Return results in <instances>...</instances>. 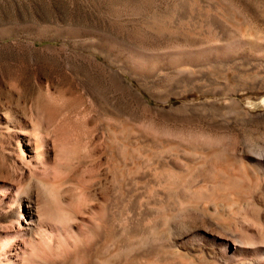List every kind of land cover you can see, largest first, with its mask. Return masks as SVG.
Masks as SVG:
<instances>
[{
  "label": "rangeland",
  "instance_id": "rangeland-1",
  "mask_svg": "<svg viewBox=\"0 0 264 264\" xmlns=\"http://www.w3.org/2000/svg\"><path fill=\"white\" fill-rule=\"evenodd\" d=\"M262 41L264 0H0V264L9 251L15 264H92L99 229L109 264H264V124L221 107L246 95H225L224 69L245 77ZM27 134L54 168L31 181L33 244L15 219L26 209H6L29 178ZM209 148L248 162L230 172L237 186L197 187Z\"/></svg>",
  "mask_w": 264,
  "mask_h": 264
},
{
  "label": "bare ground",
  "instance_id": "bare-ground-1",
  "mask_svg": "<svg viewBox=\"0 0 264 264\" xmlns=\"http://www.w3.org/2000/svg\"><path fill=\"white\" fill-rule=\"evenodd\" d=\"M247 29L248 28L244 24L235 25V30L239 34V36H243L244 34H246ZM251 33L253 34L254 32H251ZM254 34L256 36V39H261V40L263 39V35H259V34L257 35V33H254ZM208 36L212 37V35H208ZM210 39H212V38H210ZM251 50H252V53L254 54V59H252L253 61L251 63L248 62L249 64H245V65L241 64V67H240V68H242L243 71H246L249 73V74H246L245 77H236L235 75H233L231 73V71H230L231 69L229 67L224 69V73L226 76L225 79H226V81H228L230 83V86H228L224 89V90H226L225 95L233 96L238 92H244V93L246 92V95H244V98H242L241 100L228 97V101L225 103H221V107L223 108L224 113L230 119L236 120V119H253L254 118L257 120V123L264 124V43H263V41L260 44H254L251 47ZM255 59H258V61H256ZM213 89H215V88H213ZM247 94H249V95H247ZM10 121L11 120H8V118L7 119L5 118L4 126H6V128L12 122V121L11 122ZM48 136H50V135H48ZM69 137L70 136L68 134V131H62V134L60 133V138H59V141L57 144L59 152L63 151L62 147L64 145L66 146V143H68L67 141L69 140ZM21 143L25 144L26 151L28 153L26 158L23 159V165L25 166V168H28L29 178H28L27 183L24 184L23 187H21V188L19 187L16 189V192L13 195V199L10 200V202L6 206V209H14V207H16L19 210L23 209V208L26 209V212H24V213L20 211V214H15V219H16V222H18L20 220V226H21V230H22L23 234L29 236L30 240L28 241V243L31 242V244H33V243H35L34 239H37L38 236L40 235L38 232V229H39V225H40V218H41L40 215L41 214L39 212L37 203L40 200L39 196H40V194H42V192L40 193V191H39L40 189H38V188H37V190L35 189L33 191L30 188L31 187V181L37 180L41 176L54 171V168L53 167L50 168V166L47 165L46 161L42 160L41 157L43 155H41V151H40L41 148H40L39 139L27 134V135L23 136V141ZM107 144L108 143H105L104 146H107ZM54 147H55V145H54ZM109 147L110 146H108V148ZM60 148H62V149H60ZM215 151L216 150H214L213 148H209L205 151V153L207 154V156L205 157L206 159H204V157L201 156L202 160L199 161V167H201V168L203 167V169H205L203 171L207 170V173L205 174L206 179L204 181H202V183H200V185L197 187H200V189H201V187L206 186V188H207V186H209L208 184H210V185L212 184V186L215 187V189L216 188L217 189L218 188H223V189L224 188L225 189L226 188H234L232 186H234V185L237 186V183L235 184V182L231 179L230 172L232 170H234V171L235 170L237 171L238 169L240 170L239 166H241V165H242L243 170H245L246 172H249L250 167L248 165V162L241 161V160H243L242 156H241L242 159L239 157H238V159L235 158V156H236L235 153L231 154V153H226V151H224L222 154L216 155ZM209 154H210V158H207L209 156ZM255 161H256V164L262 170H264V159H263V157H259ZM237 162L238 163L241 162V165H239ZM159 164L162 168H165V167L168 169L170 168V164L167 162V160L162 159L159 162ZM55 169L57 171V170H60L61 167L59 165H56ZM57 172H59V171H57ZM252 174L253 173H251L250 175H252ZM38 175H40V176H38ZM46 187L50 188L49 191L56 198L58 206L61 205L63 200L60 197L58 190H56L58 188L56 187V189H54V187H52V185H49V184H47ZM46 187L45 188L43 187V188L46 190ZM200 189H198V190H200ZM219 190L221 191V189H219ZM59 207H62V206H59ZM108 209H110V208H108ZM132 210L133 209H131L130 211H132ZM105 211L108 212L106 209H105ZM130 211H129V213H130ZM127 213H128V211H127ZM124 217H127V215ZM100 218H102V217H100ZM96 220H97V218H96ZM104 220H106V219H104ZM103 228L101 226V229H103ZM68 230L69 229H67V232H68ZM70 231H72V230H70ZM97 231H99V233L93 232L94 233L93 236L96 239V241H95L96 242L95 243L96 248H95V251H94L93 257H92V264H109V262L106 261L107 259L103 258V251L107 248V243L110 241V239H109L110 233L106 230L107 231V232H105L106 234L104 236L103 235L101 236L102 230L100 231V229H99ZM73 233H72V235H74V236H72L71 234H70L71 235L70 236L68 234L71 238V239L70 238L69 239L72 240V245L74 247H76L77 252L84 254L85 248L83 249V246L81 244V240L85 237L83 236L80 239V238L76 237L77 234L75 235V233L74 234ZM65 234H66V232H65ZM90 237H92V236H90ZM92 239H91V241H93ZM93 244H94V242H93ZM27 245L28 244H25V245H22L19 247V249L22 250L21 254L24 257H26V258H24L25 260L28 258L27 256H29V253L27 251V250H29L28 249L29 245L28 246ZM238 246H236L235 248H237ZM258 247H259L261 253L264 255V242L262 243V241H261L259 243ZM9 252H10V254H7V260L5 259L7 262L5 264H15V261L17 260L18 257L13 255L14 253H12L11 251H9ZM104 255H106V254H104ZM13 257H16V258H13ZM241 259H243V257ZM108 260H109V258H108ZM239 260L235 261L234 264H242V260H240V262H239ZM256 260H258V257L256 259L252 255H250L244 261H246V264H254V262Z\"/></svg>",
  "mask_w": 264,
  "mask_h": 264
}]
</instances>
